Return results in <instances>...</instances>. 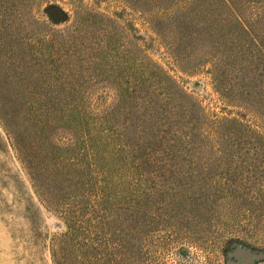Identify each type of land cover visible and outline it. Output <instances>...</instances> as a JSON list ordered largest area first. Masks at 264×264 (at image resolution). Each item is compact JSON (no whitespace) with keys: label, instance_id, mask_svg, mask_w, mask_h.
<instances>
[{"label":"trees","instance_id":"16d2710c","mask_svg":"<svg viewBox=\"0 0 264 264\" xmlns=\"http://www.w3.org/2000/svg\"><path fill=\"white\" fill-rule=\"evenodd\" d=\"M35 1L0 0V123L66 227L52 264H169L148 231L169 221L187 247L247 258L231 241L264 236V134L207 116L110 18L79 2L55 31ZM126 2L180 71L264 123V0Z\"/></svg>","mask_w":264,"mask_h":264},{"label":"rangeland","instance_id":"374dc122","mask_svg":"<svg viewBox=\"0 0 264 264\" xmlns=\"http://www.w3.org/2000/svg\"><path fill=\"white\" fill-rule=\"evenodd\" d=\"M126 1L36 0L34 14L49 29L66 30L72 24L80 2L81 8L114 21L124 30L130 45L135 43L133 37L140 36L145 54L162 67L207 116L234 117L264 134V123L248 110L224 102L213 89L207 74L180 71L144 18ZM22 120L21 116L14 119L18 133L23 132ZM24 141L28 144L30 139L24 138ZM148 231L149 246L162 254L169 264H264V236L249 241L241 238L240 241H231V246L240 243L258 257L249 260L243 253L239 257L233 256V248L221 249L219 239L209 240L201 248L187 247L181 229L173 228L170 221L169 226L162 228L150 223ZM65 232L63 220L36 194L10 136L0 123V264H52L51 247ZM181 246L188 250L185 255L178 253Z\"/></svg>","mask_w":264,"mask_h":264},{"label":"water","instance_id":"95a60500","mask_svg":"<svg viewBox=\"0 0 264 264\" xmlns=\"http://www.w3.org/2000/svg\"><path fill=\"white\" fill-rule=\"evenodd\" d=\"M243 253V251L240 249V248H237L234 250V253H233V256H236V257H239V255H241ZM247 255V258L250 260V259H253V257H257V255H253V254H250L249 252L246 253ZM258 258V257H257ZM248 260V261H249Z\"/></svg>","mask_w":264,"mask_h":264}]
</instances>
